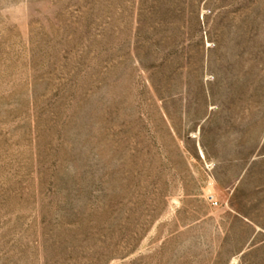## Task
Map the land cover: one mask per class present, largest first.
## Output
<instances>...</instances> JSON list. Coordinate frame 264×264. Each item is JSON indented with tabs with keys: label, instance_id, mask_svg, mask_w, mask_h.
<instances>
[{
	"label": "rangeland",
	"instance_id": "obj_1",
	"mask_svg": "<svg viewBox=\"0 0 264 264\" xmlns=\"http://www.w3.org/2000/svg\"><path fill=\"white\" fill-rule=\"evenodd\" d=\"M0 264H264V0H0Z\"/></svg>",
	"mask_w": 264,
	"mask_h": 264
}]
</instances>
